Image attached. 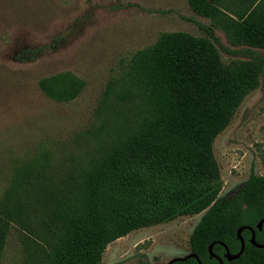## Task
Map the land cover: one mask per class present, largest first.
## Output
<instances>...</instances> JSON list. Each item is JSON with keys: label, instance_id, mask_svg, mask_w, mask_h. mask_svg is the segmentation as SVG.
<instances>
[{"label": "trees", "instance_id": "1", "mask_svg": "<svg viewBox=\"0 0 264 264\" xmlns=\"http://www.w3.org/2000/svg\"><path fill=\"white\" fill-rule=\"evenodd\" d=\"M263 5L264 0H188L195 15L210 20L202 26L207 37L162 33L133 55L128 66L133 89L121 100L136 102L142 116L124 140L78 172L85 209L78 197L70 200L67 186L38 189L29 183L18 199L10 189L0 200V249L9 222L19 221L26 229L24 217L31 208L40 211L39 226L56 236L38 264H99L106 245L131 231L201 214L188 240L189 253L201 264H218L208 254L211 243L223 264H264V249L249 243L248 230L241 232L244 250L232 262L218 244L236 254V231L243 226L253 228L255 242L264 244V223L256 229L264 219V175L250 173L232 196L219 197L212 153L215 137L243 98L264 81ZM214 28L238 49L220 45ZM218 48L243 59L224 65ZM39 87L46 96L66 101L78 95L82 82L65 73L41 80Z\"/></svg>", "mask_w": 264, "mask_h": 264}, {"label": "rangeland", "instance_id": "2", "mask_svg": "<svg viewBox=\"0 0 264 264\" xmlns=\"http://www.w3.org/2000/svg\"><path fill=\"white\" fill-rule=\"evenodd\" d=\"M209 25L188 0H0V200L10 189L18 199L29 183L67 186L70 200L78 197L84 210L78 172L124 140L142 116L136 102L121 100L133 89V55L162 33L207 37L202 26ZM212 30L220 45L238 49L222 30ZM218 54L224 65L243 59L219 48ZM65 73L81 80L78 95L66 101L46 96L39 82ZM212 153L219 197L232 196L250 173L264 175V81L243 98ZM39 213L27 210L26 229L9 222L0 264H38L53 245L56 236L39 226ZM200 216L131 231L106 245L99 264L184 257Z\"/></svg>", "mask_w": 264, "mask_h": 264}, {"label": "water", "instance_id": "3", "mask_svg": "<svg viewBox=\"0 0 264 264\" xmlns=\"http://www.w3.org/2000/svg\"><path fill=\"white\" fill-rule=\"evenodd\" d=\"M264 223V219L260 220L257 225H256V229L257 230H261V227ZM243 230H248L250 232V239H249V243L255 247V248H258V249H264V244H258L255 242V239H254V235H255V231L253 228L249 227V226H243V227H240L237 229L236 231V237L237 239L239 240L240 242V248L238 250V252L234 255L230 254L226 248V246L223 244V243H218L220 246H222L225 250V259L227 262H232L233 260H236L243 252L244 250V240L243 238L241 237V232ZM214 243H211L208 248H207V251H208V254L210 257L212 258H215L217 261H218V264H223L222 260L215 256L213 253H212V247H213ZM189 258H193L196 260L197 264H201V262L199 261V259L197 258V256L193 253H189L187 254L186 256L184 257H175V258H172L170 259L166 264H173L175 262H183Z\"/></svg>", "mask_w": 264, "mask_h": 264}]
</instances>
